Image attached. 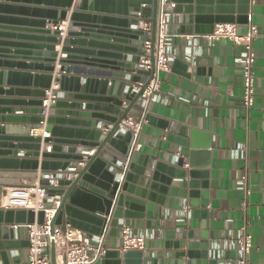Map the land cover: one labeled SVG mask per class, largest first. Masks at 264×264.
<instances>
[{"label": "water", "instance_id": "1", "mask_svg": "<svg viewBox=\"0 0 264 264\" xmlns=\"http://www.w3.org/2000/svg\"><path fill=\"white\" fill-rule=\"evenodd\" d=\"M0 1L30 6L0 4V39H11L0 40V59L35 73L0 74L23 83L0 90L3 96L17 98L0 100L5 107L0 113L7 115L0 118L6 125L0 128V172L40 171L42 178L48 177L42 184L49 196L61 200L57 225L66 221L90 237L122 236L124 228L146 231V253L108 251L102 264H236V241L217 242L193 229L194 220L209 219L210 173L186 164L194 150L190 135L161 122L178 156L161 157L159 162L134 151L131 133L114 136L135 107L142 110L134 84L146 85L150 74L138 68L146 37L137 28L143 19H151L155 27L163 0H79L76 7L75 0ZM165 2L163 11L171 14L173 23L167 30L171 39L192 36L208 45L206 37L217 25L242 27L251 22L250 0ZM65 21L69 26L62 43L50 26ZM58 45L66 55L61 60ZM190 58L181 50L170 65L187 72L190 65H200ZM53 84L59 86L58 100L45 118L43 100ZM42 123L50 136L31 137ZM42 142L52 152L41 153ZM80 163L85 165L80 168ZM2 197L0 188V205ZM43 222V212L0 209V264H10L8 257L20 264L13 252L29 247L27 226ZM161 231L162 240L156 236Z\"/></svg>", "mask_w": 264, "mask_h": 264}, {"label": "crops", "instance_id": "2", "mask_svg": "<svg viewBox=\"0 0 264 264\" xmlns=\"http://www.w3.org/2000/svg\"><path fill=\"white\" fill-rule=\"evenodd\" d=\"M78 3L79 0H75L74 7ZM0 4L30 7L13 2L0 1ZM251 8V23L259 30V35L254 41L256 99L251 113L244 109L242 103V67L237 61L242 51L240 47L221 40L214 48H210L198 40L188 49L187 37L170 39L177 55L185 49L191 57L190 60L197 59L200 65L198 67L190 65L187 72L171 67L169 72L159 73L161 100L150 103L147 110V115L154 119V122L150 123L146 119L138 137L140 149L134 151L144 157L156 159L157 162L161 157L168 159L171 154L178 156V147L167 141V132L162 130L161 122H168L174 128L187 132L194 150L186 164H190L199 172L210 173L209 219L194 220L193 229L196 234L214 236L217 242H226L245 228L253 237L254 247L250 261L254 264H264V0H255ZM3 16L18 17L20 14L3 13ZM62 23L68 24L66 21L60 24ZM247 31L248 26L239 27L241 34ZM191 38L195 37L191 36ZM61 48L62 45L56 47L58 60L66 58V55L61 53ZM6 61L0 59V74L3 72L35 74L34 69L12 67L5 64ZM59 69L57 63L54 78L58 77ZM22 85L23 83H18L13 77L0 75V90H13ZM0 100H17V98L6 97L0 93ZM3 108L5 107L0 106V110ZM11 108L21 110L18 107ZM130 115L136 119H143L146 113L135 107ZM5 116L7 115L0 113V118ZM4 126L6 125L0 119V128ZM45 126L41 125L40 129H33L30 136L40 137L43 140L49 137L50 135L45 132ZM78 150L84 149L78 148ZM44 152L52 151L51 147L42 142L41 153ZM241 153L244 158H241ZM243 177H247L248 196L239 188L238 182ZM47 178H42L40 171L0 172V188L3 195L0 209H6L4 200L9 197L11 189L42 184ZM52 182L55 184V181ZM228 221H232L230 226L227 224ZM134 232L146 233L145 230ZM163 235V231L156 234L161 240ZM121 246V236L107 233L104 247L108 251L120 252ZM146 252L147 250L133 253ZM13 253L19 256L20 264L27 261L28 248ZM50 257L51 264L52 257L57 264L54 249L50 251ZM8 261L14 264L12 257H8ZM102 261L96 264H102ZM184 263L185 261H182V264Z\"/></svg>", "mask_w": 264, "mask_h": 264}, {"label": "built area", "instance_id": "3", "mask_svg": "<svg viewBox=\"0 0 264 264\" xmlns=\"http://www.w3.org/2000/svg\"><path fill=\"white\" fill-rule=\"evenodd\" d=\"M166 2L163 0L160 5L155 27L150 19L140 20L137 28L145 34L144 54L141 56L138 68L149 73L147 78L149 82L144 85L134 84L133 91L139 94L142 110H148L150 103L161 100L160 98V72H169L171 62H174L178 55L173 49L170 37L167 34L168 27L172 25L171 14L163 11ZM255 0H250V5H254ZM174 7V5H172ZM141 17V13H138ZM251 18V15H250ZM68 24L62 23L59 26H50V30L58 32V39L64 43L67 39ZM259 35V30L251 22L248 25V31L245 34L239 32V26L235 24H221L215 27L214 33L206 37L208 46L214 48L221 40L228 41L234 46L242 49L238 63L242 67L243 95L242 103L244 109L251 113L256 99V55L254 53V41ZM188 49L198 41L197 38L187 37ZM187 53L185 49H182ZM191 59V58H190ZM190 59H187L188 61ZM59 86L54 85L46 91L42 106V116L47 118L51 112V106L56 103ZM125 106H127L125 104ZM146 118L136 119L130 114L122 121L115 133L126 135L131 133L136 143L134 150H139L138 137ZM41 125H46L42 123ZM109 130V129H108ZM93 155V153H91ZM241 158H244L241 153ZM85 163H80L82 168ZM240 190H243L246 196L249 195L247 187V177H243L239 182ZM56 184V183H55ZM55 186V185H54ZM11 198H26L28 200L25 207L6 206V209L27 210L38 214L44 213L43 224H33L27 226V240L29 242L28 258L24 264H51L50 251L54 249L57 264H96L101 261L108 250L104 247V241L107 233L101 236L90 237L82 230L74 228L70 223L56 224L57 212L61 206V200L56 196H49L48 188L42 184L30 187L13 188L9 191ZM51 204V208L47 205ZM230 226L232 221H228ZM122 253L145 252L149 237L147 234L136 233L131 229L124 228L122 231ZM232 240L237 242L238 259L236 264H254L250 261V254L253 249V237L245 228L239 231L238 235ZM233 248V243L231 244Z\"/></svg>", "mask_w": 264, "mask_h": 264}, {"label": "bare ground", "instance_id": "4", "mask_svg": "<svg viewBox=\"0 0 264 264\" xmlns=\"http://www.w3.org/2000/svg\"><path fill=\"white\" fill-rule=\"evenodd\" d=\"M28 200L26 198H11L10 195L7 199L4 200V204L7 206H13V207H25Z\"/></svg>", "mask_w": 264, "mask_h": 264}]
</instances>
